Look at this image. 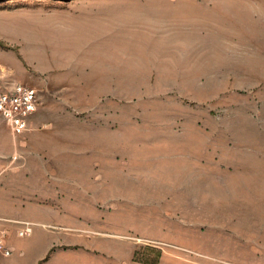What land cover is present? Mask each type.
I'll return each instance as SVG.
<instances>
[{"label": "rangeland", "instance_id": "1", "mask_svg": "<svg viewBox=\"0 0 264 264\" xmlns=\"http://www.w3.org/2000/svg\"><path fill=\"white\" fill-rule=\"evenodd\" d=\"M250 6L0 0V88L37 90L61 125L62 174H111L94 181L79 244L132 264H264V34Z\"/></svg>", "mask_w": 264, "mask_h": 264}, {"label": "crops", "instance_id": "2", "mask_svg": "<svg viewBox=\"0 0 264 264\" xmlns=\"http://www.w3.org/2000/svg\"><path fill=\"white\" fill-rule=\"evenodd\" d=\"M246 2L254 33L264 34V0ZM43 110L20 136L0 117V238L10 250H0V264H132L127 254L79 244V214L93 206L94 181L111 174H62L61 125L48 123ZM73 163L77 169L78 159ZM26 227L30 233L21 236Z\"/></svg>", "mask_w": 264, "mask_h": 264}, {"label": "built area", "instance_id": "3", "mask_svg": "<svg viewBox=\"0 0 264 264\" xmlns=\"http://www.w3.org/2000/svg\"><path fill=\"white\" fill-rule=\"evenodd\" d=\"M38 104V92L31 86L12 82L0 88V117L16 136L23 135L29 129V119L37 111ZM30 231L31 229L26 227L20 231V235H28ZM0 250L5 255L10 254L2 238Z\"/></svg>", "mask_w": 264, "mask_h": 264}, {"label": "bare ground", "instance_id": "4", "mask_svg": "<svg viewBox=\"0 0 264 264\" xmlns=\"http://www.w3.org/2000/svg\"><path fill=\"white\" fill-rule=\"evenodd\" d=\"M3 70V69H2Z\"/></svg>", "mask_w": 264, "mask_h": 264}]
</instances>
